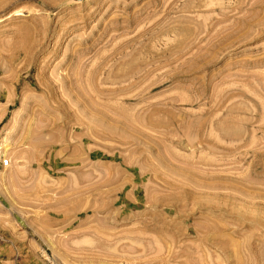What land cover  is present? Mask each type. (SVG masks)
Masks as SVG:
<instances>
[{
	"label": "rangeland",
	"instance_id": "374dc122",
	"mask_svg": "<svg viewBox=\"0 0 264 264\" xmlns=\"http://www.w3.org/2000/svg\"><path fill=\"white\" fill-rule=\"evenodd\" d=\"M0 264H264V0H0Z\"/></svg>",
	"mask_w": 264,
	"mask_h": 264
},
{
	"label": "bare ground",
	"instance_id": "6f19581e",
	"mask_svg": "<svg viewBox=\"0 0 264 264\" xmlns=\"http://www.w3.org/2000/svg\"><path fill=\"white\" fill-rule=\"evenodd\" d=\"M146 55H147V54H146ZM137 59H138V58H137ZM121 60H122V59H121ZM131 61H133V60H131ZM131 61H130V60L127 61V62L125 61V64L128 63V62H131ZM138 61H139V60H138ZM120 62H121V61H120ZM122 62H123V61H122ZM131 63H132V62H131ZM122 64H123V63H122ZM129 64H130V63H129ZM119 65H120V64H119ZM127 65H128V64H127ZM130 65H131V64H130ZM135 65H136V64H135ZM120 66H121V65H120ZM122 66H125V65H122ZM114 67H115V66H114ZM117 67H118V65H117ZM137 67H138V66H137ZM127 68L132 69L133 66H132L131 68H130V67H127ZM127 68H126V70H127ZM137 69H138V68H137ZM137 69H135V70H137ZM126 70H124V72H129V71H126ZM132 71H133V70H132ZM132 71H130V72L132 73ZM115 72H116V71H115ZM130 72H129V73H130ZM107 73H108V72H107ZM109 73H110V72H109ZM113 73H114V71H113ZM113 73H112V71H111V74H110V75H112V77H113ZM115 74H116V73H115ZM115 74H114V76H115ZM118 74L120 75V73H118ZM122 74H124V73H122ZM127 74H128V73L125 74L126 79H127V77H129V74H128V76H126ZM132 75H133V74H132ZM108 76H109V74H108ZM116 76H117V74H116ZM110 77H111V76H110ZM121 77H122V76H120V78H121ZM125 77H124V79H125ZM72 79H73V78H72ZM105 79H106V78H105ZM109 79H110V78H109ZM113 79H114V77H113ZM115 79H116V78H115ZM121 79H123V78H121ZM124 79H123V80H124ZM126 79H125V80H126ZM128 80H129V79H128ZM116 81H117V79H116ZM120 81H122V80H120ZM126 81H127V80H126ZM114 82H115V80H114L112 83H111V82H110V83L113 85ZM123 82H124V81H123ZM117 83H118V82H117ZM78 85H80V84H78ZM76 86H77V85H76ZM80 86H81V85H80ZM127 86H128V87H127ZM130 86H131V85H130ZM134 86H135V85H134ZM136 86H137V85H136ZM72 87H73V86H72ZM74 87H75V86H74ZM77 87H78V86H77ZM125 87H126V89H127V88H129V85H125ZM125 87H124V88H125ZM70 88H71V87H70ZM79 88H80V87H79ZM92 88H93V87H92ZM124 88H123V89H124ZM75 89H76V88H75ZM123 89H122V90H123ZM133 89H135V88H133ZM80 90H82V92L84 91L83 89H80ZM117 90H118V89H117ZM126 92H127V90H126ZM84 93L87 94V92H84ZM84 93H83V94H84ZM120 93H121V92H120ZM69 94H71V93H69ZM123 94H124V93H123ZM84 95H85V94H84ZM120 97H121V96H120ZM70 98H71V97H70ZM70 98H69V99H70ZM72 98H73V97H72ZM88 100H90V99H88ZM71 101H72V100H71ZM77 102H79V101H77ZM87 102H88V101H87ZM116 102H117V101H116ZM125 102H126V101H125ZM73 103L76 104V100H75V102H73ZM89 103H91V101H89ZM89 103H88V104H89ZM129 103H130V102H129ZM74 104H73V106H74ZM77 104H78V103H77ZM77 104H76V105H77ZM78 105H79V104H78ZM84 105H85V104H84ZM93 105H94V104H93ZM81 106H82V104H81ZM81 106H80V107H81ZM85 106H86V105H85ZM90 106H92V105H90ZM108 106H109V105H108ZM83 107H84V106H83ZM72 108H73V107H72ZM76 108H77V107H76ZM76 108H75V110H76ZM104 109H105V106H104ZM106 109H107V108H106ZM106 109H105V111H106ZM79 110L81 111V109H79ZM82 110H83V109H82ZM85 110H86V109H85ZM85 110H84V111H85ZM88 111H89V110H88ZM88 111H87V112H88ZM90 111H91V110H90ZM94 111H95V110H94ZM105 111H104V113H105ZM81 112H82V111H81ZM129 112H130V111H129ZM94 113H96V112H94ZM106 113H107V112H106ZM97 114H98V113H96V115H97ZM91 115H92V113H91ZM89 116H90V115H89ZM94 116H95V115H94ZM97 116H98V115H97ZM99 116H100V115H99ZM74 117H75V116H74ZM82 118H83V117H82ZM89 118H90L89 121H91V118H92V117H89ZM97 118H98V117H97ZM99 118H101V117H99ZM99 118L97 119L98 121H99ZM104 118H105V116H104ZM83 119H84V118H83ZM93 120H95V119L93 118ZM103 120H105V119H103ZM89 121H88V123L90 124ZM98 121H97V122H98ZM135 121H136V120H135ZM100 122H101V121H100ZM78 123H79V122H78ZM88 123H87V124H88ZM91 123H92V122H91ZM94 123H95V125H96V122H95V121H94ZM102 123H103V122H101L100 124H102ZM139 123H140V122H139ZM103 124H104V123H103ZM73 125H74V124H73ZM93 125H94V124H93ZM140 125H141V124H140ZM70 126H71V125H70ZM222 126H223V125H222ZM224 126H225V125H224ZM224 126H223V127H224ZM64 127H65V126H64ZM66 127H67V126H66ZM92 127H93V126H92ZM92 127H91V128H92ZM186 127H187V126H186ZM225 127H227V126H225ZM225 127H224V128H225ZM221 128H222V127H221ZM62 129H63V128H62ZM72 131H73V130H72ZM222 131H224V130H222ZM229 131H230V130H229ZM69 132H70V131H69ZM65 133H66V132H65ZM72 133H73V132H72ZM224 133H226V132H224ZM68 134H70V133H68ZM73 135H74V134H72V137L76 136V135H74V136H73ZM90 135H91V134H90ZM232 136H233V135H232ZM242 136H243V135H242ZM66 137H67V136H66ZM79 137H80V136H79ZM79 137H78V139H79ZM92 137H93V135H92ZM32 138H33V137H32ZM63 139H64V138H63ZM52 140H53V139H52ZM79 140H80V139H79ZM83 140H84V139H83ZM74 142H75V141H74ZM80 142H81V141H80ZM69 144H70V143H69ZM69 144H67V145H69ZM72 144H73V143H72ZM48 145H49V144H48ZM166 153H167V152H166ZM170 155H171V154H170ZM74 169H75V168H74Z\"/></svg>",
	"mask_w": 264,
	"mask_h": 264
}]
</instances>
